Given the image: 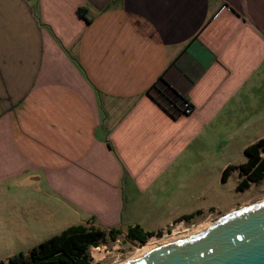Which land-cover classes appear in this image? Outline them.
<instances>
[{
    "label": "crops",
    "instance_id": "crops-1",
    "mask_svg": "<svg viewBox=\"0 0 264 264\" xmlns=\"http://www.w3.org/2000/svg\"><path fill=\"white\" fill-rule=\"evenodd\" d=\"M160 77L191 115L149 95ZM262 131L264 0H0V262L71 226L222 211Z\"/></svg>",
    "mask_w": 264,
    "mask_h": 264
},
{
    "label": "water",
    "instance_id": "water-1",
    "mask_svg": "<svg viewBox=\"0 0 264 264\" xmlns=\"http://www.w3.org/2000/svg\"><path fill=\"white\" fill-rule=\"evenodd\" d=\"M123 264H264V199L226 213L203 231L156 246Z\"/></svg>",
    "mask_w": 264,
    "mask_h": 264
},
{
    "label": "trees",
    "instance_id": "trees-1",
    "mask_svg": "<svg viewBox=\"0 0 264 264\" xmlns=\"http://www.w3.org/2000/svg\"><path fill=\"white\" fill-rule=\"evenodd\" d=\"M84 18L85 9H79ZM89 20V19H88ZM167 83L160 77L148 90L150 96L155 99L171 116L182 114V105L186 101L182 96L172 99L165 93ZM247 161L239 166H228L222 173V181L225 182L233 169L238 168L242 176L237 189L245 190L250 182H259L264 179V138L250 144L244 150ZM109 236L115 241L119 236L126 243L147 242L155 236V233L145 232L140 226H134L124 231L121 228L108 229L88 228L84 225L71 226L61 234L33 247L28 252H19L0 264H92L88 255L89 248L99 247L101 241Z\"/></svg>",
    "mask_w": 264,
    "mask_h": 264
},
{
    "label": "rangeland",
    "instance_id": "rangeland-1",
    "mask_svg": "<svg viewBox=\"0 0 264 264\" xmlns=\"http://www.w3.org/2000/svg\"><path fill=\"white\" fill-rule=\"evenodd\" d=\"M257 136H262L264 138V131L260 132ZM261 137V138H262ZM241 149H236L235 154L238 156V163L245 162L246 157L244 154V151H240ZM242 180V179H241ZM241 182V181H240ZM235 184V176H232L224 185V190L220 189L219 193L217 192L218 196L215 195L214 192H212L211 198L209 199V203L211 207L219 208L222 211L219 212H213L210 211L208 215L205 217H202L200 219H195L189 221L190 223H193V225H189L182 228L181 230H175L172 234L171 230H167L169 233L167 236H164L160 233H156L155 236L150 238L147 242H150L151 240H158L166 239L169 237L176 235H180L183 232H186L188 230L192 231L197 229L200 225H203L208 222H214L217 219H219L221 216L225 215L226 213L237 209L241 206L257 202L259 200L264 199V179H262L259 182H250L249 187H247L243 191L238 192L232 190L233 186ZM239 185V184H238ZM219 189V188H218ZM231 206H233L232 209H229ZM122 236H119L115 241L111 240L109 236H106L103 241L99 244L100 250H97L99 253H104L105 255L101 258H95L92 251L93 247L89 248L88 255L91 259L92 264H123L127 262V260L131 259L136 250L138 249L141 242L136 243H126L122 240ZM161 240V241H162Z\"/></svg>",
    "mask_w": 264,
    "mask_h": 264
},
{
    "label": "bare ground",
    "instance_id": "bare-ground-1",
    "mask_svg": "<svg viewBox=\"0 0 264 264\" xmlns=\"http://www.w3.org/2000/svg\"><path fill=\"white\" fill-rule=\"evenodd\" d=\"M213 222H208V223H205V224H203V225H200L197 229H195V230H192V231H190V230H188V231H186V232H183L182 234H180V235H174V236H172V237H169V238H166V239H161L160 241H158V240H151L150 242H146L145 244H143V245H141V246H139L138 247V249L136 250V252H135V254H134V256L131 258V259H129V260H127V261H130V260H132V259H135V258H137V257H139L140 255H142V254H144V253H146L147 251H149L150 249H152V248H154V247H156V246H159V245H161V244H164V243H167V242H170V241H173V240H178V239H182V238H184V237H187V236H189V235H191V234H195V233H197V232H200V231H203L206 227H208L209 225H211ZM176 232V231H175ZM93 254H94V256H95V258H101V257H103L105 254L104 253H99L98 251H97V249H95V251L93 252Z\"/></svg>",
    "mask_w": 264,
    "mask_h": 264
},
{
    "label": "built area",
    "instance_id": "built-area-1",
    "mask_svg": "<svg viewBox=\"0 0 264 264\" xmlns=\"http://www.w3.org/2000/svg\"><path fill=\"white\" fill-rule=\"evenodd\" d=\"M193 111H194V107L192 106V104L188 100H186L182 105V114L183 115H191L193 113ZM189 225H193V223H190L189 221L180 222V223H173L170 227V230L172 231V234H173L175 230H181L182 228L184 229V227L189 226ZM168 233L169 232L167 230H165L161 234L164 236H167ZM94 249L100 250V247L93 248L92 251Z\"/></svg>",
    "mask_w": 264,
    "mask_h": 264
}]
</instances>
